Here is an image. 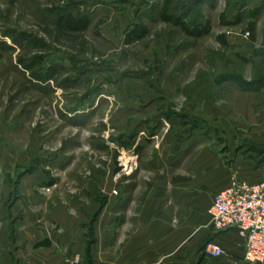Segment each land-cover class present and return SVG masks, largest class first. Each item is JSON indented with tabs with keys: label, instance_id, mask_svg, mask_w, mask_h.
<instances>
[{
	"label": "rangeland",
	"instance_id": "374dc122",
	"mask_svg": "<svg viewBox=\"0 0 264 264\" xmlns=\"http://www.w3.org/2000/svg\"><path fill=\"white\" fill-rule=\"evenodd\" d=\"M223 1L170 0L188 27L208 23L191 36L160 18L164 0H0V184L33 178L82 218L89 245L98 219L122 223L163 175L168 191L202 181L205 154L262 161L263 43L246 22H219ZM65 15L87 28H58ZM130 31L143 36L127 44ZM168 142L174 158L161 160Z\"/></svg>",
	"mask_w": 264,
	"mask_h": 264
},
{
	"label": "crops",
	"instance_id": "0c3cea01",
	"mask_svg": "<svg viewBox=\"0 0 264 264\" xmlns=\"http://www.w3.org/2000/svg\"><path fill=\"white\" fill-rule=\"evenodd\" d=\"M221 5L219 22H246L251 40L262 41L264 48V0H224ZM174 148L170 142L156 145L165 161L173 157ZM219 159L205 154L196 172L202 181L176 179L182 183L169 191L165 185L172 181L163 175L148 199L134 208L133 203L124 206L122 223L115 211L105 223L98 219L89 245L84 241L82 218L68 213L60 202L51 205L49 196L35 193L33 178L24 177L13 185L2 183L0 264H63L74 254H87L93 264H264L246 261L238 231H215L209 214L214 195L228 186L232 175L247 183L263 181L264 159L255 165L233 154L229 167ZM173 217L177 224H172ZM209 241L219 245L223 254L204 255L203 246Z\"/></svg>",
	"mask_w": 264,
	"mask_h": 264
},
{
	"label": "built area",
	"instance_id": "2783aa9c",
	"mask_svg": "<svg viewBox=\"0 0 264 264\" xmlns=\"http://www.w3.org/2000/svg\"><path fill=\"white\" fill-rule=\"evenodd\" d=\"M43 190L49 191V187ZM209 214L215 231H238L244 240L246 261L264 262V180L247 183L232 175L228 186L214 195ZM202 252L213 257L223 254L222 248L212 241L205 243ZM63 264H81L80 257L75 255Z\"/></svg>",
	"mask_w": 264,
	"mask_h": 264
},
{
	"label": "trees",
	"instance_id": "16d2710c",
	"mask_svg": "<svg viewBox=\"0 0 264 264\" xmlns=\"http://www.w3.org/2000/svg\"><path fill=\"white\" fill-rule=\"evenodd\" d=\"M170 0H164L163 4V10L160 13V18L164 22H168L173 24L174 26H178L179 28L182 29V31L188 35L191 36H199L201 33H206L208 30V23H200L197 25L194 29L188 27L185 23L180 21L178 17H176L173 14L167 13V7L169 6ZM56 25L58 28L64 30L65 32H78V31H83L87 28L88 26V21L86 19H81L78 18L77 16H72V15H65L62 18H59L56 22ZM253 25H250V29H252ZM134 31H130L128 33V38L125 40V43H130L134 40L140 39L143 34H134ZM53 184V182H52Z\"/></svg>",
	"mask_w": 264,
	"mask_h": 264
}]
</instances>
